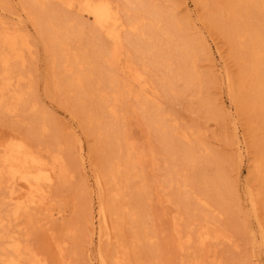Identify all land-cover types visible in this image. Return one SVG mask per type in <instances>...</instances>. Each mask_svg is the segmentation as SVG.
Returning a JSON list of instances; mask_svg holds the SVG:
<instances>
[{
    "label": "bare ground",
    "instance_id": "1",
    "mask_svg": "<svg viewBox=\"0 0 264 264\" xmlns=\"http://www.w3.org/2000/svg\"><path fill=\"white\" fill-rule=\"evenodd\" d=\"M20 1L48 46L56 86L75 101L86 126L102 138L105 160L98 170L80 132L73 131L79 143L78 165L91 180L92 234L100 241L115 239L111 215H124L132 226V246L143 244L159 257L164 254L163 264L220 263V250H213L211 243L239 246L233 231L221 222L229 200L226 193L235 192L220 163L203 153L207 147L201 142L202 130L182 126L163 106L164 99L188 90L200 94L206 83L198 66L200 41L188 32L190 15L180 16L175 7L158 0ZM183 4L188 5L186 0ZM223 15L233 30L243 96L257 119L249 131H262V160L256 170L264 179V0H226ZM31 30L22 19L12 24L0 18V114H22L29 128L22 135L0 133V264H52L64 258L67 244L53 230L42 247L33 248L29 242L40 222L63 213L53 212V188L75 175L61 147L49 141L58 138L51 130L53 114L35 95L27 67ZM225 80L230 83L232 78L226 74ZM233 101L245 106L241 94L235 93ZM234 107L229 106V112ZM137 114L148 126L144 144L131 136L126 123L129 115ZM234 127L242 149L246 136L236 123ZM160 156L165 157L162 179L152 181V187L147 162L151 158V165H160ZM104 177L112 203L104 196ZM138 179L142 184L135 187ZM129 189L136 201L133 207L122 202ZM160 190L177 193L180 207L168 213L171 228L164 241L159 239L163 218L144 207L155 194L161 196ZM71 234L61 230L62 237ZM130 252L116 239L111 264H133ZM99 264H108L104 254Z\"/></svg>",
    "mask_w": 264,
    "mask_h": 264
},
{
    "label": "rangeland",
    "instance_id": "2",
    "mask_svg": "<svg viewBox=\"0 0 264 264\" xmlns=\"http://www.w3.org/2000/svg\"><path fill=\"white\" fill-rule=\"evenodd\" d=\"M158 0L175 7L180 16L190 15L188 32L198 38L201 45L198 66L205 76V86L200 94L195 89L188 90L186 94L172 100H163V106L169 110L185 127L194 130H202L201 142L207 147L203 152L212 154L220 163V169L226 175V181L232 186L234 194L226 193L229 197L226 209L223 210L221 222L231 229L238 247L230 243H211L213 250H220L221 262L218 264H264V179L258 174L256 168L262 160V131L257 129L249 131L257 119L251 115V106L246 103L242 89V68L237 59V49L230 20L223 15V5L226 0ZM21 15V16H20ZM29 12L24 8L20 0H9L7 4H0V18L8 23H16L19 19L24 20L32 30L33 37L32 53L27 55V67L32 71V85L35 87L36 98L53 114L50 119L51 130L58 138L50 137L52 143L61 147L67 161L74 169L75 175L67 182H58L53 188L54 198L52 209L56 214L62 209L61 215L48 216L40 227L33 231L30 244L34 247H42L48 234L53 230L60 240L66 239L64 258L52 260V264H99L102 254L105 255L108 264H111L116 239L120 238L131 249V261L139 264H163L161 257L164 254L151 252L150 247L139 244L132 246L133 231L130 219L120 215L116 218L111 215V228L115 239L107 238L99 240L98 235L92 234L90 222L91 180L79 167V143L73 131H79L82 142L90 154L91 163L102 170L104 163V146L101 137L96 131H91L83 119L75 101L65 95L56 86L52 57L44 38L28 18ZM23 25V24H22ZM230 75V83L225 80V75ZM235 93L241 94L245 106L234 103ZM209 101V104L207 103ZM233 102V103H232ZM208 104V105H207ZM234 107V112H229V106ZM225 105V106H224ZM237 108V109H236ZM239 114V115H238ZM129 115L126 120L131 136L139 143L144 144L148 137V126L143 123L140 114ZM22 114H0V133L25 134L29 128L24 123ZM26 121V120H25ZM239 126L241 134H245V146L239 149L238 134L234 124ZM238 131V130H237ZM152 144H156L153 142ZM56 146H50L55 149ZM159 145L156 146V149ZM146 166V175L152 187L156 183L152 181L162 179V169L165 165V157L160 156V165ZM85 176L87 181L85 182ZM105 199H111V186L106 177ZM90 181V182H89ZM135 187L142 182L136 180ZM176 193V190H174ZM161 196L155 194L152 199L144 204L154 217H162L160 223L164 233L159 239L164 241L171 228L168 213H175L180 207L173 196L160 190ZM127 199L124 205L135 206V198L131 195V189L125 195ZM170 197L169 200L167 198ZM252 199L256 204H252ZM56 208V209H55ZM220 211V210H219ZM167 215L163 216L164 213ZM46 225L42 226V224ZM263 230V237L261 234ZM61 230H71L73 234L67 238L61 236ZM158 239V240H159ZM53 241V240H52ZM138 244V243H136ZM165 251L166 249H163ZM259 261V262H258ZM178 262V261H177Z\"/></svg>",
    "mask_w": 264,
    "mask_h": 264
}]
</instances>
